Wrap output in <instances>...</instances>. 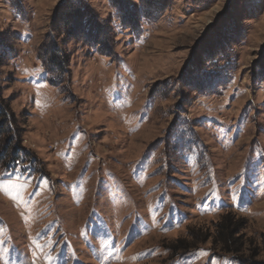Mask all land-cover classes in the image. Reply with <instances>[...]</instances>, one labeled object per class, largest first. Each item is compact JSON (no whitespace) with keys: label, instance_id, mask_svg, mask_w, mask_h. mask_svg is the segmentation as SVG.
Instances as JSON below:
<instances>
[{"label":"rangeland","instance_id":"obj_1","mask_svg":"<svg viewBox=\"0 0 264 264\" xmlns=\"http://www.w3.org/2000/svg\"><path fill=\"white\" fill-rule=\"evenodd\" d=\"M0 92V264L264 261V0H0Z\"/></svg>","mask_w":264,"mask_h":264},{"label":"trees","instance_id":"obj_2","mask_svg":"<svg viewBox=\"0 0 264 264\" xmlns=\"http://www.w3.org/2000/svg\"><path fill=\"white\" fill-rule=\"evenodd\" d=\"M48 60L51 65L61 67L62 58L56 50L52 51L49 58L45 61L47 62ZM46 62L44 60L41 61L45 71L51 74L52 70ZM11 117L10 109L1 98L0 92V137L5 133L8 134V137L0 142V165L2 167L8 165V160H18L22 153L25 156L23 147L14 140L15 138L20 140V138L14 135L15 128L10 126ZM239 222V220H234L228 213L222 214L220 219L214 224V230L211 234L206 237H200L198 232L192 231L188 235L190 241L186 242L183 240L179 245L172 246V249L178 252H186L196 249L199 244L211 239V244L214 247L230 254L239 264H264V261H255L252 257H246L242 254V245L238 244L237 239L238 228L240 229L241 227L238 226Z\"/></svg>","mask_w":264,"mask_h":264},{"label":"snow or ice","instance_id":"obj_3","mask_svg":"<svg viewBox=\"0 0 264 264\" xmlns=\"http://www.w3.org/2000/svg\"><path fill=\"white\" fill-rule=\"evenodd\" d=\"M116 15H117V17H119V15H120L119 12H117Z\"/></svg>","mask_w":264,"mask_h":264}]
</instances>
